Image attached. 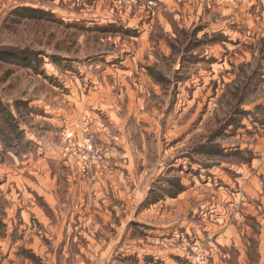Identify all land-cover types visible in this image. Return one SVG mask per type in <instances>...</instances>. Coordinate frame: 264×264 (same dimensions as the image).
<instances>
[{"label": "rangeland", "instance_id": "rangeland-1", "mask_svg": "<svg viewBox=\"0 0 264 264\" xmlns=\"http://www.w3.org/2000/svg\"><path fill=\"white\" fill-rule=\"evenodd\" d=\"M263 34L264 0H0V49L20 52L0 57V236L44 242L80 205L60 182L46 201L40 161L29 182L51 143L44 110L77 119L52 128L53 171L118 177L106 241L66 261L23 248L17 263L264 264ZM90 134L103 160L83 170Z\"/></svg>", "mask_w": 264, "mask_h": 264}, {"label": "crops", "instance_id": "crops-1", "mask_svg": "<svg viewBox=\"0 0 264 264\" xmlns=\"http://www.w3.org/2000/svg\"><path fill=\"white\" fill-rule=\"evenodd\" d=\"M260 76L264 78V68L262 69V73L260 74ZM60 112L61 115L59 117L58 115L54 116V114L52 112H48V110H44L43 112L44 121L39 122V125L40 126L44 125V128L47 130L46 134L44 135V137L46 138L45 143H47L50 140L51 143H49V145L48 144L45 145L46 153L43 158L42 157L37 158L36 156L32 157V155H30L32 158L28 159L30 163L28 165L29 166L28 173L29 174L32 173L31 174L32 179H30L29 182L32 180L34 182L33 186L34 187L36 186L37 184L36 178L39 169L38 161H40L39 162L40 164H45V175L43 178L45 180L47 179L50 182L48 185L46 183V187L50 189V192L45 193L46 201L48 203H51L52 205L53 198L54 200H56L57 197L56 194H58V189L56 186L57 183L60 182L61 195L65 191L64 187L67 188L66 190V192H68L67 195H69V192L76 193L77 203H79L80 205H75V206L72 205V209L70 211L68 210L69 208L67 209V213L69 211L68 221L66 220L60 222L59 225L56 223L46 224V227H48V231L50 230L49 231L50 233L45 234V236L42 239L44 242H41V240H39L40 237L36 235L37 234L36 232L32 234L31 232H28L21 236H17V235L16 236L14 235L12 237L10 236L9 239L7 237L0 236V246H2V248L6 245L7 247H9L7 252L6 253L4 252L2 257L0 258V264H11V263L18 264L17 262H19L21 259L16 260L15 256H20L21 255L20 251L23 248L25 249L28 248L31 251V253H34L35 255L36 254L40 255L44 261L45 260L66 261L70 258L68 252L69 246L76 244L80 245L83 243L88 245L101 244L103 241L106 240H105V236L102 235L100 230L106 227L116 228V223L114 221L108 220V218H110L109 217L110 213L116 211L115 210L116 204L113 203V201L116 200L115 192H116V181H118L117 174L111 173V174H105L104 176L97 175L94 183L88 186L87 184L79 181L78 178H77L78 181L75 182L74 184V180H73L74 176L72 174L63 173V172L56 173L55 171H53L52 167L55 163L57 164L59 163L61 164V166H63L64 164L61 161L63 158L57 146L58 141L56 140L55 143L52 140L54 138L53 135H55V133H53L54 130L52 128L55 125H59L61 127L71 126V124H73L77 120L75 119L76 116L75 117L71 116V114L65 110H61ZM110 117L113 119L114 123L118 124V120L116 119V116L114 114L111 113ZM35 119L36 118L34 117V120ZM56 121L59 124H56ZM34 139L35 141H37V143H41L38 140V138L35 137ZM99 140L107 141L109 140V138H107L104 135V133H101L99 135ZM49 156L51 157V159H53L50 161V163L48 161L50 160V158H48ZM109 157L111 164H114L112 160L113 151L110 152ZM255 161L256 160L254 159L253 163ZM5 170L9 172L10 168L6 167ZM13 176L19 177L16 175ZM39 178L38 180H41V177ZM123 192H125V190ZM49 197H51L50 200ZM111 197L113 204H111ZM126 197L127 195L124 194V199H126ZM128 197L130 198L131 194H128ZM128 201L129 200H127V202ZM61 206L62 208H64V205ZM95 215H100L101 219L100 220L88 219V217H93ZM73 217H77L79 220H72ZM85 217L87 218L85 219ZM28 230L30 231L31 229L29 228ZM111 241L114 240L112 239ZM109 242H110V238L107 243ZM37 244H44L45 249L42 251H38V249L36 248Z\"/></svg>", "mask_w": 264, "mask_h": 264}, {"label": "built area", "instance_id": "built-area-1", "mask_svg": "<svg viewBox=\"0 0 264 264\" xmlns=\"http://www.w3.org/2000/svg\"><path fill=\"white\" fill-rule=\"evenodd\" d=\"M67 138H70L72 136L71 132H67L66 133ZM93 136L92 134L88 135L85 138V143L83 144L86 145L85 146V152L83 154L79 155V164L80 166H82V169H87L89 167V162H90V154L92 155V157L94 158L95 161H102L103 157L100 153H94V149H93ZM92 152V153H91Z\"/></svg>", "mask_w": 264, "mask_h": 264}, {"label": "trees", "instance_id": "trees-1", "mask_svg": "<svg viewBox=\"0 0 264 264\" xmlns=\"http://www.w3.org/2000/svg\"><path fill=\"white\" fill-rule=\"evenodd\" d=\"M20 52L15 49H0V57L3 59H11L12 57L16 56Z\"/></svg>", "mask_w": 264, "mask_h": 264}]
</instances>
